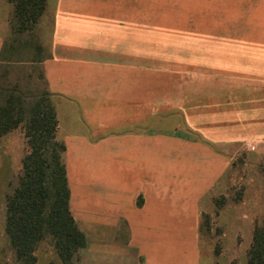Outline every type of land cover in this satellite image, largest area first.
Here are the masks:
<instances>
[{
    "label": "crops",
    "instance_id": "crops-1",
    "mask_svg": "<svg viewBox=\"0 0 264 264\" xmlns=\"http://www.w3.org/2000/svg\"><path fill=\"white\" fill-rule=\"evenodd\" d=\"M55 1L46 34L43 12L17 31L2 0L0 75L36 67L51 94L69 210L86 241L74 264H201L215 188L235 157L264 159V0ZM159 7L189 9L188 80L134 60L135 9ZM16 130L0 136L3 185ZM259 214L244 221L252 236ZM40 242L35 264H61Z\"/></svg>",
    "mask_w": 264,
    "mask_h": 264
},
{
    "label": "trees",
    "instance_id": "trees-1",
    "mask_svg": "<svg viewBox=\"0 0 264 264\" xmlns=\"http://www.w3.org/2000/svg\"><path fill=\"white\" fill-rule=\"evenodd\" d=\"M9 2L13 6L10 23L17 31L31 30L45 8V0ZM41 78L44 80L42 74ZM10 79V75H0V136L23 126L27 151L17 185L5 198L6 235L22 264H35L37 245L47 237L62 264H74L86 241L69 210L65 145L57 136L51 94L45 86L42 94L28 102ZM247 262L264 264V225L255 226Z\"/></svg>",
    "mask_w": 264,
    "mask_h": 264
},
{
    "label": "rangeland",
    "instance_id": "rangeland-1",
    "mask_svg": "<svg viewBox=\"0 0 264 264\" xmlns=\"http://www.w3.org/2000/svg\"><path fill=\"white\" fill-rule=\"evenodd\" d=\"M55 2V0L48 1V7L41 15L40 21L37 22L45 24L46 34ZM1 4L2 0H0ZM9 7L13 8L10 2ZM134 19L135 62L148 64L151 68L159 65L167 69L169 74L177 73L178 78L182 81L188 80L189 9L179 7L135 9ZM174 69L179 72H173ZM15 72L20 73L11 74L10 83L18 84L19 89L25 93L28 102L32 96L35 98L36 95L43 93L44 80L36 67L23 66ZM6 143L15 165V172L4 185L0 184V264H22L15 259L13 248L4 231V223L5 197L17 185L21 159L27 151L23 126L17 127L16 132ZM20 154L21 157H19ZM9 160L11 161L10 156ZM258 174H261V180H259ZM3 189L5 195L2 194ZM213 193L212 208L207 209V213L202 212L201 215V236L199 239L201 264H248L246 252L251 242L252 229L249 223L244 221L249 219V211L250 214L257 211L260 214L255 218L254 224L255 226L257 223L260 226L264 225V159L261 165H255L252 155L243 153L235 157L228 177L215 188ZM223 209H230L227 218V221L230 220V222L224 223L225 228L221 223L226 219L219 221V213ZM233 210L245 211V214H241L240 217L233 216ZM232 219L235 220L232 221ZM223 229L224 231H222ZM40 244L42 253L54 254L55 249L50 238L44 239ZM54 257L50 258L49 264H60Z\"/></svg>",
    "mask_w": 264,
    "mask_h": 264
}]
</instances>
